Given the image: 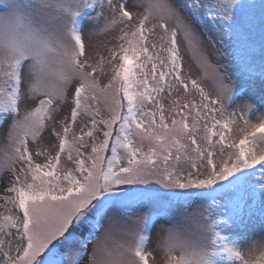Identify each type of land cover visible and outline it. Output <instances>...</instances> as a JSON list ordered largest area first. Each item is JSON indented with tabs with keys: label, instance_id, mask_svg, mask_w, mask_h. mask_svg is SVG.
<instances>
[{
	"label": "snow or ice",
	"instance_id": "snow-or-ice-1",
	"mask_svg": "<svg viewBox=\"0 0 264 264\" xmlns=\"http://www.w3.org/2000/svg\"><path fill=\"white\" fill-rule=\"evenodd\" d=\"M255 228L264 0H0V264H264Z\"/></svg>",
	"mask_w": 264,
	"mask_h": 264
},
{
	"label": "rangeland",
	"instance_id": "rangeland-1",
	"mask_svg": "<svg viewBox=\"0 0 264 264\" xmlns=\"http://www.w3.org/2000/svg\"><path fill=\"white\" fill-rule=\"evenodd\" d=\"M200 23L203 26L204 20L203 18L200 19ZM206 31L209 30V28L205 29ZM98 41L100 40H110V36H99L96 38ZM220 47L223 49L225 55H229L230 52H232V48L230 47V42L225 39L220 41ZM209 51V59L211 62L215 63L216 56L212 53V49H208ZM181 54L183 57V66L182 71L186 77H189L191 79H196L200 82L201 86L205 88V90L209 93L213 92V85L210 78L204 79L205 71L209 72L210 70L205 69L198 57V55L189 53L186 49L183 47L181 48ZM231 74L233 75V78H235V70L230 69ZM106 82V81H105ZM100 106L103 107V102L101 99ZM255 119V117H253ZM80 121L77 122V130L79 128ZM234 135H238V132H235ZM197 205H193L192 207H196ZM191 210V209H189ZM177 217L172 216H161L159 217V223L156 224L155 228L153 229V236H155L156 231H158L161 227H168L171 224L176 222ZM248 241L246 243H253L260 240H264V230H261L260 228L252 229L248 232Z\"/></svg>",
	"mask_w": 264,
	"mask_h": 264
}]
</instances>
